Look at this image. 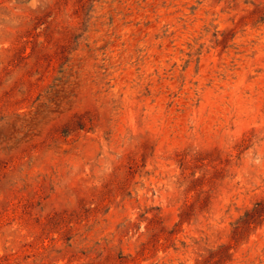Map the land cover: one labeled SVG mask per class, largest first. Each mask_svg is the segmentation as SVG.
Here are the masks:
<instances>
[{"label":"rangeland","instance_id":"obj_1","mask_svg":"<svg viewBox=\"0 0 264 264\" xmlns=\"http://www.w3.org/2000/svg\"><path fill=\"white\" fill-rule=\"evenodd\" d=\"M0 264H264V0H0Z\"/></svg>","mask_w":264,"mask_h":264},{"label":"trees","instance_id":"obj_2","mask_svg":"<svg viewBox=\"0 0 264 264\" xmlns=\"http://www.w3.org/2000/svg\"><path fill=\"white\" fill-rule=\"evenodd\" d=\"M256 204H258V203H254V204H253L254 207H251V208L245 209V210H244V214H243V216L240 217L238 221H246L250 216H252L253 213L256 211V209H255V208H256V207H255Z\"/></svg>","mask_w":264,"mask_h":264}]
</instances>
